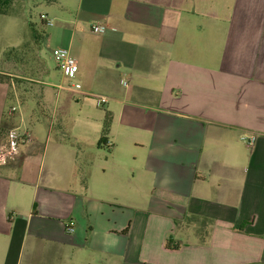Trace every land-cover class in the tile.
Segmentation results:
<instances>
[{"label":"crops","instance_id":"obj_1","mask_svg":"<svg viewBox=\"0 0 264 264\" xmlns=\"http://www.w3.org/2000/svg\"><path fill=\"white\" fill-rule=\"evenodd\" d=\"M54 4L56 16L39 14L59 22L39 43L41 79L10 71L15 60L0 68V158L11 129L28 138L0 162V264H264V0ZM58 48L78 71L49 84ZM19 79L107 97L112 134L140 121L136 182L123 142H47L37 119L27 125ZM102 147L111 161L98 170Z\"/></svg>","mask_w":264,"mask_h":264},{"label":"rangeland","instance_id":"obj_2","mask_svg":"<svg viewBox=\"0 0 264 264\" xmlns=\"http://www.w3.org/2000/svg\"><path fill=\"white\" fill-rule=\"evenodd\" d=\"M51 1L12 0L10 14L0 15V68L3 60H15L17 66L14 69L9 68L10 71L17 70L26 78L41 79L45 69L44 60L37 54L41 37L44 42H48L51 30L59 27L56 20H52V26L40 24V13L60 10L57 4L50 9L48 3ZM53 12L48 16H56ZM54 43L56 41L49 44L50 53L58 47L54 46ZM45 54L48 57V51ZM48 66L49 71L47 75L42 76L43 81L49 84L58 83L61 73L54 66L51 57ZM16 89L20 98L17 114L21 113L27 125H30V115L37 119V123L43 126L44 136H48L47 142H100L102 136L107 137L110 142H123V145L118 146L116 154L123 161L125 176L134 177L136 182L141 172L143 153L135 142H141L145 136L144 131L140 129V121H136L133 128L124 129L120 126L113 128V134L108 131L103 135L100 131L101 120L108 111L107 105L97 107L91 97L83 98L76 93L58 91L50 85L35 84L26 79L16 81ZM8 101V105L16 106L11 98ZM108 152L109 149L102 147L100 153H93L92 159L96 169L109 166L111 157ZM136 197L140 198V194L134 195V198ZM143 197L146 200L149 198L146 194Z\"/></svg>","mask_w":264,"mask_h":264},{"label":"built area","instance_id":"obj_3","mask_svg":"<svg viewBox=\"0 0 264 264\" xmlns=\"http://www.w3.org/2000/svg\"><path fill=\"white\" fill-rule=\"evenodd\" d=\"M45 24L48 26H52L53 22L51 20H46ZM105 30L106 28L102 25L95 24L90 26V32L95 35L104 34ZM55 62H56V67L60 71L61 76L63 78H71L78 71V66L75 59L69 54V51L66 48H58L55 51ZM56 88L59 90L67 89L73 92H79L81 90V85L79 83H73L63 87L58 84L56 85ZM92 98L97 107H102L108 102V98L102 95H92ZM24 139L28 140L26 132H21L17 128L11 129L7 133V137H6L7 150L4 153V155L0 158V162H3V158H5L6 155H13L17 149L19 142L24 141ZM254 139H255L254 137H250L248 139V144H252ZM66 231L68 233L73 231L71 224L66 227Z\"/></svg>","mask_w":264,"mask_h":264},{"label":"trees","instance_id":"obj_4","mask_svg":"<svg viewBox=\"0 0 264 264\" xmlns=\"http://www.w3.org/2000/svg\"><path fill=\"white\" fill-rule=\"evenodd\" d=\"M12 4V0H0V15H9L11 12V5ZM40 24H44L43 19L40 17ZM111 124V116L110 114H106L104 121H103V126H102V132L108 133L109 131V127ZM101 141H104V137L101 138ZM166 247L169 249H177V245H173L169 239L166 240Z\"/></svg>","mask_w":264,"mask_h":264}]
</instances>
